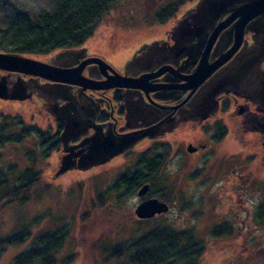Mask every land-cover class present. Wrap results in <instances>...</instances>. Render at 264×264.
Instances as JSON below:
<instances>
[{
  "label": "rangeland",
  "instance_id": "374dc122",
  "mask_svg": "<svg viewBox=\"0 0 264 264\" xmlns=\"http://www.w3.org/2000/svg\"><path fill=\"white\" fill-rule=\"evenodd\" d=\"M7 1L30 14L49 11L53 4V0ZM174 2L120 0L101 18L83 46L87 45L96 55L108 58L111 52L124 51L152 35L161 34L169 22L181 19L185 10L194 6L197 0L180 5L163 25L165 21H155L154 16L160 9ZM2 7L8 8V5L0 0V14ZM31 56L41 60L45 57L43 54ZM235 111V108L228 113L219 110L202 124L188 121L180 125L170 138L173 150L160 172V180L144 197L133 194L118 201L114 192H105L107 187L118 174L132 168L138 153L152 149L156 143L143 141L104 165L85 171L68 170L57 177L54 173L59 165L61 147L51 152L48 158L40 159L34 135L19 144H5L0 149L3 168L6 163L13 162L17 168L23 169L31 164L27 157L31 153L32 164L41 171L42 180L32 187L31 201L19 208L10 205L0 210V235L19 228L17 220L30 222L36 216L40 220L33 230L68 228L69 240L62 251L74 255L70 264H119L111 255L123 240L139 236L155 224H168L175 230L190 229L198 240L204 242L205 250L198 264H264V228L253 217L256 205L264 197V170L259 165L251 167L249 175L259 180L244 183V191L235 181V173L246 175L245 167L255 156L252 152H259L261 148L256 144L257 135L250 134L246 127L240 130ZM0 113L22 114L26 125L35 124L52 132L55 129L52 115L44 104L38 107L34 100L0 99ZM215 122L222 125L226 133L214 150L205 151L202 156L186 153L187 142L203 141V132H215ZM240 147L246 150H240ZM147 197L166 202L168 211L156 215L151 221L137 219L133 210ZM225 223L232 227V234L216 239L209 234L212 227ZM24 246L8 248L0 258V264H8ZM118 259L122 260V255Z\"/></svg>",
  "mask_w": 264,
  "mask_h": 264
},
{
  "label": "water",
  "instance_id": "95a60500",
  "mask_svg": "<svg viewBox=\"0 0 264 264\" xmlns=\"http://www.w3.org/2000/svg\"><path fill=\"white\" fill-rule=\"evenodd\" d=\"M172 41L174 44L166 51L175 59L186 56L178 70H189L186 75L181 76L175 70L172 72L175 79H170V83L161 88L189 91L191 95L198 91V100L193 103L191 112L200 121L208 119L217 110L216 96L219 94L242 96L255 103L261 113V116L255 114L248 119L247 129L264 132V0H197L176 22ZM81 69L82 65L75 69H65L31 55L0 51V71L44 78L59 87L65 84L82 85L83 90L137 87L146 92L156 88L144 87L150 75L130 78L126 74L121 76L116 73L94 86L85 82V77L83 80L78 77ZM7 79V74L0 73V99H26L29 96L25 92L28 87L25 79L18 78L11 87ZM63 98L68 101L65 106L74 108L77 105L75 98L67 95ZM56 107L57 103L51 109H46L56 116ZM76 128H83V131H77ZM88 128L96 131L84 134L78 143L70 144L74 136L83 134ZM154 128L152 126L130 133L103 136L101 133L97 134L99 129L91 124L67 120L59 135L62 154L54 177L68 170L85 171L103 165L133 148L142 138L151 137ZM262 145L264 147V141ZM185 149L188 153L196 150L191 145ZM147 185L143 184L138 188L137 196L147 194ZM167 210L166 202L148 197L135 206L133 213L137 218L148 219Z\"/></svg>",
  "mask_w": 264,
  "mask_h": 264
},
{
  "label": "trees",
  "instance_id": "16d2710c",
  "mask_svg": "<svg viewBox=\"0 0 264 264\" xmlns=\"http://www.w3.org/2000/svg\"><path fill=\"white\" fill-rule=\"evenodd\" d=\"M3 1L8 8L2 7L0 14V51L42 55L83 45L92 36L101 18L120 0H53L49 11L37 14H30L7 0ZM174 1L160 9L154 16L155 21L164 22L189 0ZM25 123L22 114L0 113V149L5 144H19L34 135L39 146L38 158H48L51 152L58 150V131L52 132L49 128L41 129L35 124ZM218 126L214 138L221 140L226 131ZM157 149L162 150L163 155L156 156ZM164 153H168V147L159 144L150 151L148 149L138 154L132 168L118 174L105 192H114L118 201L133 195L144 183L153 186L160 180V172L169 159ZM27 157L31 164L23 169L17 168L13 162L6 163L3 168L0 159V210L10 205L19 208L32 200L31 189L41 182L42 173L34 168L31 153ZM253 217L264 228V197L256 205ZM39 220L36 216L30 222L17 220L19 228L10 234L0 235V258L8 248L25 245L8 264H70L74 255L62 251L69 240L68 228L59 226L33 230ZM147 221L151 220H144ZM231 232L232 227L225 223L212 227L209 234L216 239L229 236ZM116 249L111 257L119 264H198L205 244L190 229L175 230L168 224H155L141 235L123 240ZM121 255L122 260H119Z\"/></svg>",
  "mask_w": 264,
  "mask_h": 264
},
{
  "label": "flooded vegetation",
  "instance_id": "af4514ba",
  "mask_svg": "<svg viewBox=\"0 0 264 264\" xmlns=\"http://www.w3.org/2000/svg\"><path fill=\"white\" fill-rule=\"evenodd\" d=\"M169 18H171V16L168 17L164 23L161 22L162 25L165 24ZM176 22L174 20L169 22L167 28L161 34L152 35L151 37H148L147 40L145 39L124 51L118 50L109 53L108 58L96 55V53L87 45L86 47L80 45L73 48L57 49L50 53L43 54L45 56L43 61L55 67L75 69L79 67V65H82L78 77L81 80L85 77L88 80L85 79V82L94 84V86L95 84L97 85L99 82L106 80L109 75L115 73L121 76L126 74V76L130 78L150 75V78H148L146 82L147 85L144 87H156L154 90H148L146 92L144 89L137 87L106 89L86 88L83 90L81 89L82 85L65 84L59 87L52 85V81H48L44 78L22 75L15 72L0 71V73L8 75L7 80L10 83V87L18 78L25 79L28 85L25 92L29 95L26 99L34 100L38 107L44 104V107L51 109L55 103L58 104V107H56L58 114L56 113V116L52 115L55 128L53 132L58 131V140L64 123L71 119L91 124L93 127L99 129L97 134L101 133L103 136H108V134L120 135L155 126L153 129L154 132H149L152 135L151 137L146 136L142 138L133 148L121 155L131 151L143 141H149L156 143L152 148H155L159 144H165L168 147V153L164 154L167 155L166 158L168 159L173 150V143H171L170 138L176 133L180 125L187 124L188 121H197L202 124L209 119L200 121L199 117H196L191 112L194 108L193 103H196L198 100V98H196V94L199 93L198 91L191 95L189 91L183 92L178 89L166 90L161 88V86L170 83V79H175L172 72L178 70V68L183 65V60L186 59V56L175 59L172 57L171 53L166 51L174 44L172 41V34ZM101 47L104 46L101 45ZM101 49L102 50L100 51L103 53V48ZM100 60L105 63H101ZM112 63L116 64L117 68L114 67ZM187 70H189V68H187ZM187 70H178L177 74L179 76L186 75L188 72ZM181 82L183 81H180V83ZM65 95L75 98L77 105H75L74 108L71 106H65L68 102L63 98ZM50 100L52 101L50 102ZM216 100L218 108L213 114H211V116L219 110L220 112L228 113V110L235 108V112L240 121V130L245 127L247 128L248 119L251 116H254L255 114L261 116V113L256 108V104L249 99H244L242 96H237L232 93H223L216 96ZM223 109L226 111H222ZM216 126L215 122L213 126L215 130ZM218 127L222 129L223 126L219 125ZM76 130L83 131V128H76ZM95 131L94 128L85 129L83 134L74 136L70 140V144L73 145L78 143L84 134L94 133ZM215 132H203V141L198 140L195 143L187 142L184 148L191 145L196 148V150L191 153H186L189 155L202 156L205 151H213L215 146L221 141L220 139L216 140L214 138ZM250 134L257 135V137H255L256 144L261 148V151L252 152L255 156L253 160L247 164V167H245L244 171L246 175H239L237 172L235 173L236 184L241 190L243 189V191L246 189L244 183L249 184L252 181L259 180L255 179L254 175H249L251 167L254 165L258 167L259 165L264 170V147L262 145L264 141V132L251 131ZM150 149L151 148H149V151ZM146 150L142 152H145ZM240 150H246V148L240 147ZM155 151L156 156L163 155L162 150L157 149ZM60 154L62 153L60 152ZM245 176H248V178ZM144 184H148L147 186L150 185L149 183ZM149 189L150 186L148 187V191ZM137 190L134 194H136ZM144 199L140 200L139 203ZM156 215H153V217L148 219H154Z\"/></svg>",
  "mask_w": 264,
  "mask_h": 264
}]
</instances>
